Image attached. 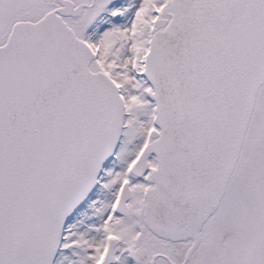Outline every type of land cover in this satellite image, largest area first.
Segmentation results:
<instances>
[{"label":"snow or ice","instance_id":"1","mask_svg":"<svg viewBox=\"0 0 264 264\" xmlns=\"http://www.w3.org/2000/svg\"><path fill=\"white\" fill-rule=\"evenodd\" d=\"M0 264H264V0H0Z\"/></svg>","mask_w":264,"mask_h":264}]
</instances>
